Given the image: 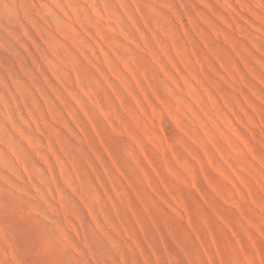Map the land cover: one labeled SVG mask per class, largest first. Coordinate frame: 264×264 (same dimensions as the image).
Instances as JSON below:
<instances>
[{
    "label": "rangeland",
    "instance_id": "rangeland-1",
    "mask_svg": "<svg viewBox=\"0 0 264 264\" xmlns=\"http://www.w3.org/2000/svg\"><path fill=\"white\" fill-rule=\"evenodd\" d=\"M0 264H264V0H0Z\"/></svg>",
    "mask_w": 264,
    "mask_h": 264
}]
</instances>
